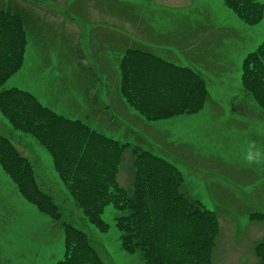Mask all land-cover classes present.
Listing matches in <instances>:
<instances>
[{"label": "rangeland", "instance_id": "374dc122", "mask_svg": "<svg viewBox=\"0 0 264 264\" xmlns=\"http://www.w3.org/2000/svg\"><path fill=\"white\" fill-rule=\"evenodd\" d=\"M114 1L70 0L71 7L63 10L39 3L32 9L41 16L39 33L24 47L25 59L18 31L20 63L14 78L0 88V135L7 141L0 139V264L58 263L66 242L63 222L83 236L71 264H93L90 253L95 264H264V245L257 247L264 243V162L245 164L241 159L249 144L264 151V113L242 93L238 76L240 56L264 39V0H256L261 13L252 25L227 11L222 0ZM10 3L31 10L27 0H0V10ZM125 9L132 21H126L131 17ZM100 20L110 27L91 34L90 27ZM7 25L8 30L13 27L10 15ZM205 27L213 32L198 41ZM2 34L3 39L9 35ZM78 37L83 40L81 57L87 58L78 66L81 77L74 55ZM17 38L13 32V48ZM129 40L153 54L155 62L134 54L121 73L119 54ZM194 42V48L181 51ZM177 64L202 74L207 98L201 99L198 85L183 82L184 74L175 73ZM92 75L98 79L97 97ZM119 84L121 96L126 94L122 99ZM89 98H97L113 122L107 116L97 118ZM32 100L96 126L105 137L93 142L83 135L82 125L62 129L49 121L46 137L54 138L41 139ZM162 104L172 112L164 115ZM182 105L187 110H178ZM152 150L174 166L191 206L177 205L160 244L150 238L147 250L143 239L124 238L118 221L130 220L128 214L135 211L122 204L135 196L146 200L148 214L179 204L171 199L169 173L146 160ZM14 157L22 162L12 166ZM78 161L82 175L104 172L96 185L108 186L106 197L84 178L75 187L64 183L61 175L71 173L70 163ZM32 195L44 198L56 212L35 206ZM85 210L99 218H89ZM146 234L151 237L149 229Z\"/></svg>", "mask_w": 264, "mask_h": 264}, {"label": "trees", "instance_id": "16d2710c", "mask_svg": "<svg viewBox=\"0 0 264 264\" xmlns=\"http://www.w3.org/2000/svg\"><path fill=\"white\" fill-rule=\"evenodd\" d=\"M31 5H30V11L24 12L21 8L19 7H12V6H8L6 7L7 9V13L10 12L12 15H14L17 18V24H18V30L20 31L22 34L26 35L28 33V29L31 32V34H35L37 29L36 27L38 26V21L41 18V16L39 15H31L34 14L32 9L34 7H38L39 3H48L49 5H53L56 6L58 8L57 4L58 0H27ZM70 1V0H67ZM74 0H71V2H73ZM76 1H81V0H76ZM114 1V0H113ZM223 1V5L228 9V11H230L233 15H235L239 20H241L245 25H252L253 23H255V19H258L260 17V9H259V4L256 0H222ZM115 2V1H114ZM56 4V5H55ZM61 5V4H60ZM71 7V6H70ZM69 7V8H70ZM61 9H67L66 7H62ZM124 9V8H123ZM122 9V10H123ZM5 11V10H2ZM126 13L128 14V16H131V12L127 9H125ZM0 14H1V10H0ZM8 15H10L8 13ZM24 15H29V18L25 17ZM256 15V17H255ZM80 17V16H79ZM81 18V17H80ZM6 22V25H4V23ZM8 20H4L1 18L0 15V32H11L12 31V27H10V29L8 30V25H7ZM28 25H31L32 27H28ZM94 29L91 30V34L95 31H97V27L101 28L104 27L105 24H102V22H98L93 24ZM193 26L197 28L196 23H193ZM213 32L212 29H210L209 27H205L204 31L201 33L200 37L198 38V41H201L204 39V37H206V35H208L209 33ZM3 34L0 33V82H4L6 81L8 74L12 73L15 70V65H9L12 61V58L14 56V51L17 49V47H12V45L7 42L9 40V36L7 35L4 39H3ZM196 41V40H195ZM195 42L193 44H191L190 46L181 49V51H188L191 48H194L195 46ZM139 50H134L130 53H128L127 55H125L123 57V59L121 60L120 63V69H121V73H123V66L125 68V61L127 59H131L133 58L134 54H138ZM60 51L57 50L56 53L58 54ZM128 52V51H127ZM126 52V53H127ZM81 50L80 48H76L75 51V55L77 56L78 54H81ZM133 54V55H132ZM141 55V59L143 61H145L146 59L152 60L153 63L155 62V60H153V57L151 56V54L148 53H144L141 52L139 53ZM81 56V55H80ZM60 57H57V63L61 64V60ZM78 57V56H77ZM241 58L239 60H241V64L239 65V78H240V84H241V90L242 93L244 95H246L248 98H250L251 100L254 101V103L257 104V106L260 108L261 112L264 113V40L256 47V49L252 52L246 53L245 55L242 54L240 56ZM79 60H83L84 57H78ZM151 61V62H152ZM9 65V66H7ZM7 66V67H6ZM174 71L175 73H181L185 75V79L183 80V82L185 83H190V84H196L199 86L200 90H201V99H205L209 96L208 90H205L204 87V78L202 76V74L199 71L196 70H192L190 68L187 67H178V66H174ZM8 73V74H7ZM123 80V76H119V81ZM121 85H118V89H119V95L118 97L120 99H122V96L125 98L126 94L124 93L121 96L120 93V89H121ZM184 87V86H182ZM180 95L183 97V93L180 92ZM30 110L32 112V114L34 116H37L36 120L37 123L35 124V130L36 133L38 135V137H40L41 139L44 138H48V139H52L54 137H46L47 136V125L49 124V121H53L56 124H59L61 126V128L63 129L66 127H70L71 125H82L83 128V135H86V137L95 142L96 140H100L101 137H105V135L102 132H99L95 129H93L92 127H90V125H88L87 123L83 122V121H79V120H71V119H67V118H62L59 117V114L54 113L53 110L47 108L45 105H41V104H37L35 101H31L30 102ZM160 110L162 113H164V115L167 113V111L170 113L172 112V107L169 105H164L162 104L160 106ZM180 111H185L187 110L183 105L178 109ZM100 112L104 111V108H100L99 110ZM7 117H9L10 119H12L10 114H7ZM6 117V119H7ZM50 117V118H49ZM61 118V119H59ZM9 119V120H10ZM8 120V119H7ZM97 129V128H96ZM46 131V132H45ZM0 139L2 140V143H6L7 141L5 139L1 138L0 135ZM102 140V139H101ZM9 148H12L11 143ZM148 155L150 156L149 159H153L158 167L164 171H167L169 174L172 173V171L165 165L164 162H162V160L158 159L157 157L151 155L148 153ZM78 158V155L76 156L75 160ZM14 162L12 164L15 165L16 162H22L20 160L17 159V157H14ZM104 163H107V161L105 160ZM72 168L74 170H72L71 173L66 174V175H61L64 183L70 187H75L78 185V180L79 178H84L85 182L92 181L91 182V186L94 189V191L98 192L99 194L103 195V196H107L106 192L108 191V186H98L96 184H98L101 180L99 179L100 176H104V172H99L97 175L95 176H85L82 175V173L80 172V170H83L82 168L78 167V165L80 164V161H78L77 163H70ZM87 170H89V174L92 173V168L87 166L86 168V172ZM27 168L25 166H23L22 172H26ZM77 173L79 175V177H74L73 174ZM88 173V172H87ZM19 178H21L20 176H18ZM172 191L174 193V196L171 197L172 200H175L177 198V201L179 202L176 203L174 205H169L168 208H162V207H158L157 209H155L154 211H152L151 214H148V210L146 209V200L143 199L142 201L138 199V197H132L131 199L125 200L123 205V208L126 205H131V209H133L135 212L134 213H129L128 216L130 217V220L125 219V222H122V220L118 221V224L122 223L123 224V229H124V238L130 237L135 238L136 240H138V242H141V239H143L144 241V245L143 248H147V250L150 248L151 244L148 243L147 241H151L149 240L150 238L152 240H154V244H160L161 239H162V235L164 233L163 228L165 227V223L168 221L170 215L174 212H176V206L177 205H187L188 201L185 197H183L179 192H178V185L175 183L174 185H172ZM159 195V193H158ZM161 195V194H160ZM42 198V197H41ZM76 199V198H75ZM157 199V196H156ZM155 199V200H156ZM32 200L34 202V205L37 207H42L49 210V212H56L55 208H50V206L48 204H44L43 201L45 200L44 198L40 201V196L39 195H32ZM78 201V199H76ZM122 209V208H121ZM86 211V210H85ZM87 215L89 216V218L92 219H97L99 218L98 214L95 213V211H91L88 210L86 211ZM53 216L55 217V213H52ZM204 214H202L203 216ZM150 216V217H149ZM182 219L184 221H188L189 217L186 215L182 216ZM91 220V219H90ZM92 221V220H91ZM95 225L98 223H94ZM149 225V228H148ZM141 226H144L145 229L142 232V228ZM146 229H149L150 235L146 234ZM64 233L66 234V242H69L71 239H74V237H71V234L74 233L76 234V238H78L79 241H81V238L83 237L81 235V233H76L75 231H72V229L69 228H65L64 229ZM85 238V236H84ZM122 237V241L124 239ZM129 244L126 245V247H128ZM159 246H156V253L158 251ZM210 248V245L208 246L207 250ZM195 252L196 249L193 250L191 252V257L195 256ZM90 255L92 256V260H93V264L94 263V256L92 253H90ZM161 255V254H160ZM159 255V256H160ZM97 261V260H96Z\"/></svg>", "mask_w": 264, "mask_h": 264}, {"label": "clouds", "instance_id": "9594fccd", "mask_svg": "<svg viewBox=\"0 0 264 264\" xmlns=\"http://www.w3.org/2000/svg\"><path fill=\"white\" fill-rule=\"evenodd\" d=\"M241 159L245 164L264 162V151L249 144L244 148Z\"/></svg>", "mask_w": 264, "mask_h": 264}]
</instances>
